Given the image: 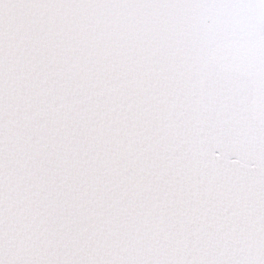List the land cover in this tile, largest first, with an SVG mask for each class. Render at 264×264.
I'll return each mask as SVG.
<instances>
[{
    "label": "snow or ice",
    "instance_id": "obj_1",
    "mask_svg": "<svg viewBox=\"0 0 264 264\" xmlns=\"http://www.w3.org/2000/svg\"><path fill=\"white\" fill-rule=\"evenodd\" d=\"M0 264H264V0H0Z\"/></svg>",
    "mask_w": 264,
    "mask_h": 264
}]
</instances>
